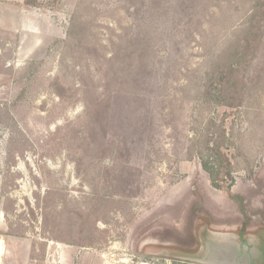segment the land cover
I'll list each match as a JSON object with an SVG mask.
<instances>
[{
	"label": "rangeland",
	"instance_id": "374dc122",
	"mask_svg": "<svg viewBox=\"0 0 264 264\" xmlns=\"http://www.w3.org/2000/svg\"><path fill=\"white\" fill-rule=\"evenodd\" d=\"M251 3L0 0V234L17 264H264V9L254 59L212 62Z\"/></svg>",
	"mask_w": 264,
	"mask_h": 264
},
{
	"label": "trees",
	"instance_id": "16d2710c",
	"mask_svg": "<svg viewBox=\"0 0 264 264\" xmlns=\"http://www.w3.org/2000/svg\"><path fill=\"white\" fill-rule=\"evenodd\" d=\"M264 9V0H252L249 6L250 12L247 18L242 21V25L236 31L237 36L235 40H231V45L234 47L225 49L220 55V59L216 57L213 59V70L220 76L227 73H239V70L243 66L244 62L248 59L253 49V59L256 55V48L262 44L263 38L260 37V15L261 10ZM263 46V44L261 45ZM236 62L237 68L233 69L231 66ZM244 67V66H243ZM215 137L212 141L211 150L215 153V162L217 168L215 172H212V178L215 181V185L223 190L228 189L227 177L231 164L227 158V154L222 151V146L225 142L224 130L217 125L215 130Z\"/></svg>",
	"mask_w": 264,
	"mask_h": 264
},
{
	"label": "crops",
	"instance_id": "0c3cea01",
	"mask_svg": "<svg viewBox=\"0 0 264 264\" xmlns=\"http://www.w3.org/2000/svg\"><path fill=\"white\" fill-rule=\"evenodd\" d=\"M1 216L2 213L0 212ZM8 236V234H6V237ZM6 239L3 237V235L1 236L0 234V264H17V258L18 257H11L10 253L7 251V244H6ZM15 256H17V254H14ZM27 260V258H26ZM24 260L22 262H24L23 264H26L27 261ZM51 264H62L61 261H55L52 262Z\"/></svg>",
	"mask_w": 264,
	"mask_h": 264
},
{
	"label": "flooded vegetation",
	"instance_id": "af4514ba",
	"mask_svg": "<svg viewBox=\"0 0 264 264\" xmlns=\"http://www.w3.org/2000/svg\"><path fill=\"white\" fill-rule=\"evenodd\" d=\"M260 237V239H258L259 241H260V245H261V250H260V254L261 253H263L264 254V238H262L261 236H259ZM244 241V240H243ZM247 242V243H246ZM244 243L246 244V246H244V248H243V245L241 244V246H240V248L238 249L239 251L237 252L238 253V255H239V257H242V258H244V255H249V250H250V248L252 247L251 246V241H249V240H245L244 241ZM246 248V249H245ZM222 253H224L225 255H227L226 254V252H223L222 251ZM224 257V256H223ZM264 258V257H263ZM252 260H253V257H252ZM219 264H223V263H220L219 262ZM231 264H234L233 262L231 263Z\"/></svg>",
	"mask_w": 264,
	"mask_h": 264
},
{
	"label": "bare ground",
	"instance_id": "6f19581e",
	"mask_svg": "<svg viewBox=\"0 0 264 264\" xmlns=\"http://www.w3.org/2000/svg\"><path fill=\"white\" fill-rule=\"evenodd\" d=\"M141 264V263H140Z\"/></svg>",
	"mask_w": 264,
	"mask_h": 264
}]
</instances>
